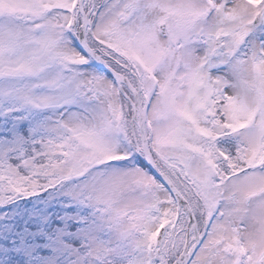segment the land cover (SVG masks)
Returning <instances> with one entry per match:
<instances>
[{
	"label": "snow or ice",
	"instance_id": "snow-or-ice-1",
	"mask_svg": "<svg viewBox=\"0 0 264 264\" xmlns=\"http://www.w3.org/2000/svg\"><path fill=\"white\" fill-rule=\"evenodd\" d=\"M0 264H264V0H0Z\"/></svg>",
	"mask_w": 264,
	"mask_h": 264
}]
</instances>
